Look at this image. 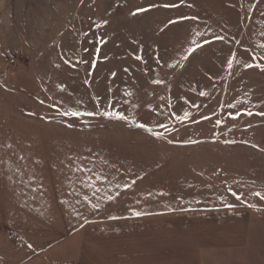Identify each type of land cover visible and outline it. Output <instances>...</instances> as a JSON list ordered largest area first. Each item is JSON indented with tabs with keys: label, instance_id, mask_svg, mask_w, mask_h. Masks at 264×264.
<instances>
[{
	"label": "rangeland",
	"instance_id": "rangeland-1",
	"mask_svg": "<svg viewBox=\"0 0 264 264\" xmlns=\"http://www.w3.org/2000/svg\"><path fill=\"white\" fill-rule=\"evenodd\" d=\"M0 264H264V0H0Z\"/></svg>",
	"mask_w": 264,
	"mask_h": 264
},
{
	"label": "snow or ice",
	"instance_id": "snow-or-ice-1",
	"mask_svg": "<svg viewBox=\"0 0 264 264\" xmlns=\"http://www.w3.org/2000/svg\"><path fill=\"white\" fill-rule=\"evenodd\" d=\"M138 11H143V9H138ZM218 39H223V38L222 37H218ZM137 59H139V57H137ZM229 63H231V62H229ZM250 66L251 65H249V67ZM201 95H203V93H201ZM62 114L63 115H72V116H79L80 115V113H77V112H64ZM88 115H92V113H88ZM104 115H112L114 118H118V119H121V120L125 119V117L123 115L116 114V113H112V114L105 113ZM249 115H251V113H249ZM185 117H187V113H185ZM217 123H219V121ZM138 126L141 127V128H146V126L143 125V124L138 125ZM146 130L151 131L150 129H146ZM233 195H235V193H233ZM254 195L260 196L261 194L257 192V193H254ZM237 199H239V196H237Z\"/></svg>",
	"mask_w": 264,
	"mask_h": 264
}]
</instances>
